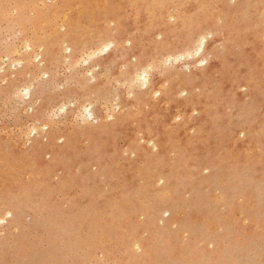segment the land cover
Returning a JSON list of instances; mask_svg holds the SVG:
<instances>
[{"label":"rangeland","instance_id":"1","mask_svg":"<svg viewBox=\"0 0 264 264\" xmlns=\"http://www.w3.org/2000/svg\"><path fill=\"white\" fill-rule=\"evenodd\" d=\"M0 264H264V0H0Z\"/></svg>","mask_w":264,"mask_h":264},{"label":"bare ground","instance_id":"2","mask_svg":"<svg viewBox=\"0 0 264 264\" xmlns=\"http://www.w3.org/2000/svg\"><path fill=\"white\" fill-rule=\"evenodd\" d=\"M203 43V42H202ZM107 46V45H106ZM140 76V78L143 80V81H146L147 80V73L145 72V71H142V73L139 75ZM90 114V113H89ZM166 191V190H165ZM169 193V192H168ZM167 192H166V195L168 194ZM159 194V193H158ZM170 194V193H169ZM162 195H160V196H158V197H161ZM164 196H165V194H164ZM168 196V195H167ZM9 210V212L12 214V211L10 210V209H8ZM7 213V214H10V213Z\"/></svg>","mask_w":264,"mask_h":264}]
</instances>
